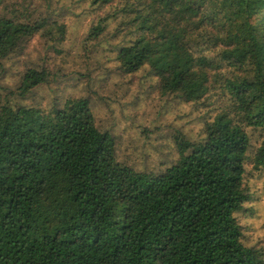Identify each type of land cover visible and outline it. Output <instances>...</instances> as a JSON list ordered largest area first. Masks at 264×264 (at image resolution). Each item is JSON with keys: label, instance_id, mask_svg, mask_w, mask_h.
<instances>
[{"label": "trees", "instance_id": "16d2710c", "mask_svg": "<svg viewBox=\"0 0 264 264\" xmlns=\"http://www.w3.org/2000/svg\"><path fill=\"white\" fill-rule=\"evenodd\" d=\"M93 3H116L111 18L134 35L118 52L124 73L148 67L163 94L198 103L218 92L223 105L205 139L180 137L176 164L153 175L119 162L87 99L0 103V264H264L235 216L247 164L264 170V140L252 153L248 132L264 136V0ZM29 18H0V62L36 35L65 40V25ZM51 81L29 69L19 90Z\"/></svg>", "mask_w": 264, "mask_h": 264}, {"label": "rangeland", "instance_id": "374dc122", "mask_svg": "<svg viewBox=\"0 0 264 264\" xmlns=\"http://www.w3.org/2000/svg\"><path fill=\"white\" fill-rule=\"evenodd\" d=\"M93 1L6 0L0 18L16 14L30 17L31 22L49 18L66 26V37L58 43L50 35H36L1 61L0 103L51 110L63 107L68 99H87L98 129L114 137L119 162L141 173L161 175L178 161L180 137L192 143L205 139V125L223 101L218 92L198 103L163 94L148 67L136 74L124 73L118 52L133 34L120 25V19L111 18L116 3L99 7ZM100 23L106 29L94 38L92 30ZM29 69L48 71L52 81L23 97L19 89ZM248 132L253 153L264 136L260 130ZM245 190L248 201L235 216L244 245L257 250L264 261V170L247 164Z\"/></svg>", "mask_w": 264, "mask_h": 264}]
</instances>
